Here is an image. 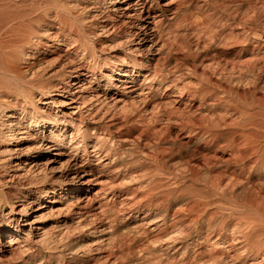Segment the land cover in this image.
Segmentation results:
<instances>
[{
	"label": "bare ground",
	"instance_id": "1",
	"mask_svg": "<svg viewBox=\"0 0 264 264\" xmlns=\"http://www.w3.org/2000/svg\"><path fill=\"white\" fill-rule=\"evenodd\" d=\"M118 178L153 220L118 232L95 208ZM163 248L264 264V0H0V264Z\"/></svg>",
	"mask_w": 264,
	"mask_h": 264
},
{
	"label": "rangeland",
	"instance_id": "2",
	"mask_svg": "<svg viewBox=\"0 0 264 264\" xmlns=\"http://www.w3.org/2000/svg\"><path fill=\"white\" fill-rule=\"evenodd\" d=\"M83 158H80V163L82 162ZM107 176H103V178L106 179ZM54 179V180H53ZM56 179H58V176H55V175H49L47 176V178L45 179V182L43 180V183H51L53 181H55ZM113 185H109L110 183L107 184L108 187H105L106 183L103 182L101 184H98L94 187V192L93 194H96L98 193V198L96 199L95 201V208L98 207V203L99 202H103L106 204L107 206V209L112 211L113 214H116V215H119L120 217V221L116 223V230L118 232H121V230H125L129 227H136V226H143L144 223L146 221H151L154 219L155 215L154 213L153 214H149L146 213V211H140L139 213H132V214H128L129 213V210H128V207L127 205H122L121 202L123 201H126V202H129L130 199L131 201L133 200V198L137 197L140 193H142V191L144 190L143 187L138 184V183H132L129 181H125V180H122L120 178L118 179H114L113 181ZM110 187H113L112 189H114L116 192H117V195L114 197V195H111V190L109 189ZM1 188L4 190V191H9V188H7L6 186H1ZM108 189L107 191V195H102L103 194V191ZM131 193V194H130ZM122 206V207H121ZM128 214V215H127ZM126 215L125 219L122 220V218H124V216ZM68 217H71L69 216V214H64L63 216H61V218H59L60 220L62 219H65V218H68ZM49 221V220H48ZM55 221L54 218H52L48 223H51ZM105 235L103 239H106L108 238V233L107 234H103ZM174 235V234H173ZM101 236H99L98 234L96 235H93L91 237H87V242H91V244L93 243L92 246L94 247H98L100 248V251L99 253L100 254H106L108 253V251H110V247L106 245V242H102L103 239H100ZM100 239V240H99ZM109 247V248H108ZM110 249V250H109ZM206 251V248L202 249L201 252H205ZM98 251H95L94 253L90 254L88 257L91 258L92 260H96V257L98 256ZM175 252H171L169 254H166L165 253V248H163L159 253H157V256H159L160 258H164V260L167 258H169V260L167 259V261H169L168 264H171V263H175V262H178V258L181 257V254H174ZM175 255L177 256L175 258ZM166 261V260H165Z\"/></svg>",
	"mask_w": 264,
	"mask_h": 264
}]
</instances>
